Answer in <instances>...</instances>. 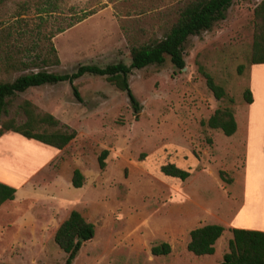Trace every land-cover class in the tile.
<instances>
[{"label":"rangeland","instance_id":"1","mask_svg":"<svg viewBox=\"0 0 264 264\" xmlns=\"http://www.w3.org/2000/svg\"><path fill=\"white\" fill-rule=\"evenodd\" d=\"M189 1L0 0V80L20 74L3 71L6 55L57 73L81 63L128 64L129 48L163 37ZM259 1L232 0L222 18L187 36L183 69L167 59L132 68L127 82L137 111L123 91L87 74L73 81L79 100L67 82L30 87L10 100L0 119L21 122L16 105L27 99L74 134L61 149L10 131L0 135V182L14 188L0 204V264H62L65 253L52 234L71 209L93 225L71 264H217L230 228L264 231V64L247 62ZM197 66L225 97L212 96ZM250 73L252 105L242 98L251 91ZM223 106L234 113L230 136L201 124ZM164 163L188 176L163 175ZM74 169L82 176L77 188L70 184ZM207 223L223 231L211 254L193 255L185 248L188 231ZM160 242L169 252L151 254Z\"/></svg>","mask_w":264,"mask_h":264},{"label":"trees","instance_id":"2","mask_svg":"<svg viewBox=\"0 0 264 264\" xmlns=\"http://www.w3.org/2000/svg\"><path fill=\"white\" fill-rule=\"evenodd\" d=\"M232 0H191L178 11L177 17L170 25L167 32L159 40L150 44H140L129 48V63L121 61L106 63L102 66L93 63L78 64L71 72L57 73L41 69L39 64L30 61L16 59L12 55H6L3 62L5 73L20 72L10 81L0 80V115L6 113V107L10 100L17 94L30 87L44 84L67 82L72 95L79 100V94L73 81L84 75L102 76L107 82L127 96L134 111L138 110L137 102L132 95L127 75L132 68H142L148 64H161L165 59L176 69L184 67L181 45L187 36L208 29L212 22L223 17V11ZM254 20L252 40L250 44L247 62L252 64H264V0H260L252 10ZM81 20L76 19V22ZM69 24L68 26H70ZM53 55V63L58 62L55 50L50 46ZM41 62H47L41 59ZM242 65H238L237 71ZM197 70L204 78L207 89L215 99L225 97L222 86L216 84L211 75L201 66ZM25 71V72H23ZM245 103H250L251 92L249 88L242 91ZM229 102L232 101L227 97ZM17 111L23 115L21 122H16L13 117L0 119V135L10 131L24 138L37 141L54 149H61L73 137L72 130L58 129V120L50 113L39 112L36 106L27 99H22L16 105ZM208 128L218 129L224 136H230L235 131L234 113L229 106L216 107L205 121H201ZM40 130H37L39 129ZM106 150L102 149L97 155L99 168L104 166ZM159 171L169 177L183 180L188 176L185 169L175 166L173 163H164L159 166ZM221 179L230 182L222 171L218 172ZM82 183V176L77 169L71 174L70 184L77 188ZM14 188L0 182V204L11 200ZM223 227L216 223H207L192 228L188 231V241L185 248L193 255H208L214 250L213 244L221 235ZM230 237L226 242V250L221 255L217 264H264V231L257 229L236 228L229 229ZM93 236V225L86 221L77 210L71 209L67 216L55 228L52 234L53 242L64 253L62 264H71L82 242ZM153 255H165L170 247L166 242H160L150 247Z\"/></svg>","mask_w":264,"mask_h":264},{"label":"crops","instance_id":"3","mask_svg":"<svg viewBox=\"0 0 264 264\" xmlns=\"http://www.w3.org/2000/svg\"><path fill=\"white\" fill-rule=\"evenodd\" d=\"M253 65H257V64H253ZM253 67V66H252ZM251 67V68H252ZM252 74H254V73H250L249 74V86H250V88H251V98H252V100H251V102L250 103H247V104H250V105H252V104H254V102H255V93H254V91H253V88H252V82H253V79H252ZM235 120V119H234ZM244 126H246V124L244 125ZM235 129H236V122H235ZM234 133V132H233ZM244 133H245V131H244ZM4 134V133H3ZM262 140L264 141V138H262ZM245 143H246V141H245ZM262 152H264V147L262 148ZM245 162H246V160H245ZM244 170V169H243ZM242 170V171H243ZM27 175V174H26ZM23 178V181H24V179L26 178V176H24V177H22ZM237 213H238V211H236V213H235V216L237 215Z\"/></svg>","mask_w":264,"mask_h":264},{"label":"water","instance_id":"4","mask_svg":"<svg viewBox=\"0 0 264 264\" xmlns=\"http://www.w3.org/2000/svg\"><path fill=\"white\" fill-rule=\"evenodd\" d=\"M183 68H184V67H183ZM183 68H182V69H183Z\"/></svg>","mask_w":264,"mask_h":264}]
</instances>
